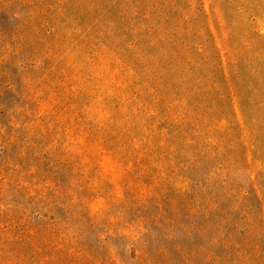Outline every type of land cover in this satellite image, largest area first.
Masks as SVG:
<instances>
[{
	"label": "rangeland",
	"instance_id": "rangeland-1",
	"mask_svg": "<svg viewBox=\"0 0 264 264\" xmlns=\"http://www.w3.org/2000/svg\"><path fill=\"white\" fill-rule=\"evenodd\" d=\"M0 264H264V0H0Z\"/></svg>",
	"mask_w": 264,
	"mask_h": 264
},
{
	"label": "trees",
	"instance_id": "trees-1",
	"mask_svg": "<svg viewBox=\"0 0 264 264\" xmlns=\"http://www.w3.org/2000/svg\"><path fill=\"white\" fill-rule=\"evenodd\" d=\"M85 199H88L89 205H85ZM56 200V199H55ZM55 202H63V205L69 207V213L65 218L47 217V220L36 227L35 233L40 234L42 229L46 230V234L40 245L36 244V249H46V246L53 247L57 251L48 254L52 259L55 256L64 259H75L77 262H87L90 260V251L84 247L85 237L84 232H95L98 233L96 229V223L104 215L103 209L93 210L90 205L89 197L86 198V193L82 192L81 197L78 201L73 199H67V201L56 200ZM142 201H135V204H141ZM127 206V204L123 205ZM84 208V212H83ZM77 210L79 221L74 222V224H79V227L71 232V226H68L69 221L71 223V217ZM66 228H64V226ZM62 226V228H60ZM95 228V229H94ZM93 229V230H92ZM100 232V231H99Z\"/></svg>",
	"mask_w": 264,
	"mask_h": 264
}]
</instances>
